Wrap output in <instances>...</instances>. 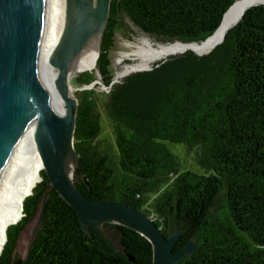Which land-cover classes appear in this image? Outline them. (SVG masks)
I'll list each match as a JSON object with an SVG mask.
<instances>
[{"label":"trees","instance_id":"16d2710c","mask_svg":"<svg viewBox=\"0 0 264 264\" xmlns=\"http://www.w3.org/2000/svg\"><path fill=\"white\" fill-rule=\"evenodd\" d=\"M237 1L112 0L95 70L71 81L82 88L75 94L77 190L141 211L166 238L182 230L175 250L191 240L198 249L178 264H264V5L246 11L209 54L187 50L119 84L111 69L115 34L129 19L161 44H202ZM98 82L109 89L103 104ZM103 114L111 143L99 139ZM167 142L194 152L211 174L181 172ZM40 178L22 218L7 228L0 264H12L23 231L39 218L26 264H152L146 238L104 224L114 250L93 229L83 231L43 170Z\"/></svg>","mask_w":264,"mask_h":264},{"label":"water","instance_id":"95a60500","mask_svg":"<svg viewBox=\"0 0 264 264\" xmlns=\"http://www.w3.org/2000/svg\"><path fill=\"white\" fill-rule=\"evenodd\" d=\"M254 1L229 30L240 23L250 8L264 5V2ZM111 2L65 0L64 27L49 59L50 66L56 71L54 87L63 102L64 114L61 115L56 106L41 96L36 81L47 0H0V178L25 132L34 125L35 146L42 170L52 190L74 209L85 233L93 229L117 250L105 237L103 225L123 226L150 242L152 264H178L198 249V245L191 240L175 250L183 236L182 230L166 238L153 220L141 211L116 202L90 200L75 186L77 155L74 141L78 101L71 94V81L77 76L73 74V66L90 45H97L100 52ZM70 162L74 164L72 175ZM46 203L44 199L43 206ZM40 222L39 218L38 225ZM27 256L23 258L17 252L12 264H26Z\"/></svg>","mask_w":264,"mask_h":264},{"label":"bare ground","instance_id":"6f19581e","mask_svg":"<svg viewBox=\"0 0 264 264\" xmlns=\"http://www.w3.org/2000/svg\"><path fill=\"white\" fill-rule=\"evenodd\" d=\"M253 1L236 3L227 13L216 33L202 44H156L151 39L142 37L140 43L130 54L137 58V64L131 69L145 67L146 69L138 72L148 70L151 64L172 55L184 53L187 50L199 55L207 54L224 40L229 28L239 20L247 6ZM254 2L262 3L264 0ZM64 17L65 0H47L36 77L39 93L56 106L61 115L64 114L63 102L54 87L56 71L50 66L49 59L56 45H58L64 27ZM98 56L97 45H90L75 61L73 74L93 71ZM69 168L72 175L74 170L72 162H70ZM41 171L42 165L35 146V126L33 125L25 132L0 178V254L6 242L7 228L20 221L24 200L32 193L33 188L42 181L40 178Z\"/></svg>","mask_w":264,"mask_h":264},{"label":"rangeland","instance_id":"374dc122","mask_svg":"<svg viewBox=\"0 0 264 264\" xmlns=\"http://www.w3.org/2000/svg\"><path fill=\"white\" fill-rule=\"evenodd\" d=\"M142 37H147L156 44L160 42L157 40V38L155 39L148 35H145V33L143 34V32L139 28H137L129 19H123L121 28L115 34V39H114L115 47L111 52V69L114 75L113 84H119L128 76L137 73V71L146 69L145 67L142 69H135V70L131 69V67H134L137 64V58L131 56L130 54L135 49L137 44L140 43V39ZM85 72H91V71H85ZM80 73L82 72H79L77 74ZM97 75L99 76L98 73ZM96 86H98L96 88V91L99 95L100 103L103 104L106 102L105 95L109 93V89L104 85H102L101 82H98ZM71 88L74 97L77 92L82 90V88L74 87L72 84H71ZM100 129H101V134L99 137L100 141H106L111 143L113 141L112 128L109 122L107 121V119L105 118L104 114L102 117V127ZM165 145L180 160L181 172L190 170L196 174L203 176H209L211 174V172L209 171L206 172V170L202 169L197 164L194 152H189L186 150L184 146L178 144H172L167 142L165 143ZM37 228H38V219H35L25 228V230L21 235L18 246V253L22 255L23 258L26 257L28 253L29 246L35 235Z\"/></svg>","mask_w":264,"mask_h":264}]
</instances>
